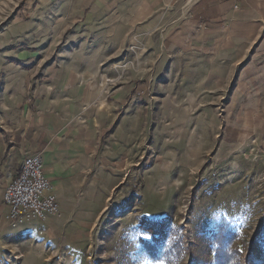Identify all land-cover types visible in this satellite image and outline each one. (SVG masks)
Returning a JSON list of instances; mask_svg holds the SVG:
<instances>
[{"label":"rangeland","instance_id":"1","mask_svg":"<svg viewBox=\"0 0 264 264\" xmlns=\"http://www.w3.org/2000/svg\"><path fill=\"white\" fill-rule=\"evenodd\" d=\"M88 1L0 0V55L26 50L52 59L87 40L94 53L84 65L89 70L99 65L110 86L131 84L136 90L142 123L127 150L131 165L88 225L90 234L79 239L78 251H65L62 242L32 227L35 222L0 226V264H214L210 233L220 220L237 232L242 264H264V257L244 261L250 253L262 254L264 125L257 123L264 121V110L227 108L239 95L233 87L220 94L217 107H203L205 94L189 90L191 78L175 75L170 62L159 59L154 34L141 44L140 30H133L129 45L121 28L79 27L85 18L79 10ZM64 21L67 28H60ZM48 66L42 61L41 69ZM236 116L248 119L243 135L236 132L241 127ZM143 217L169 219L171 238L181 236L186 248L180 262L153 261L144 254L138 242L149 238L138 229Z\"/></svg>","mask_w":264,"mask_h":264},{"label":"crops","instance_id":"2","mask_svg":"<svg viewBox=\"0 0 264 264\" xmlns=\"http://www.w3.org/2000/svg\"><path fill=\"white\" fill-rule=\"evenodd\" d=\"M79 12L85 15L79 27L121 28L129 45L133 30H140L141 44L154 34L159 59L191 78L189 90L205 94L203 107H217L220 94L233 87L239 95L227 108L264 110V0H89ZM89 45L83 39L52 59L26 50L0 55V226L9 227L2 217L7 182L24 157L40 154L60 212L31 226L69 252L78 251L88 225L127 175L131 136L142 123L134 86H110L99 65H84L94 53ZM42 61L49 68L41 69ZM242 119L236 116L240 135L248 122Z\"/></svg>","mask_w":264,"mask_h":264},{"label":"built area","instance_id":"3","mask_svg":"<svg viewBox=\"0 0 264 264\" xmlns=\"http://www.w3.org/2000/svg\"><path fill=\"white\" fill-rule=\"evenodd\" d=\"M53 188L43 172L40 154L24 157L18 174L7 182L3 191V219L10 228L16 229L58 214L60 207Z\"/></svg>","mask_w":264,"mask_h":264},{"label":"trees","instance_id":"4","mask_svg":"<svg viewBox=\"0 0 264 264\" xmlns=\"http://www.w3.org/2000/svg\"><path fill=\"white\" fill-rule=\"evenodd\" d=\"M167 217L160 219H150L143 217L139 220L138 229L149 235V238L140 237V243L144 254L153 261L163 260L166 262H180L185 254L186 248L181 236H174L172 239L168 230ZM211 242L213 245L214 264H242L245 253L235 244L238 239L236 231L220 220L211 231ZM260 237V232L255 235V239ZM262 254L255 257L252 253L245 256L244 261L261 260L264 257V238L261 240Z\"/></svg>","mask_w":264,"mask_h":264}]
</instances>
